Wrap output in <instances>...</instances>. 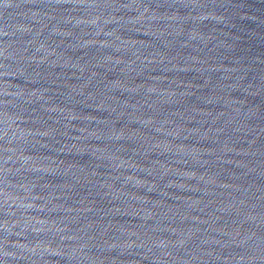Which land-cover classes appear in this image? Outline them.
I'll return each mask as SVG.
<instances>
[{
  "label": "water",
  "instance_id": "water-1",
  "mask_svg": "<svg viewBox=\"0 0 264 264\" xmlns=\"http://www.w3.org/2000/svg\"><path fill=\"white\" fill-rule=\"evenodd\" d=\"M0 264H264V0H0Z\"/></svg>",
  "mask_w": 264,
  "mask_h": 264
}]
</instances>
